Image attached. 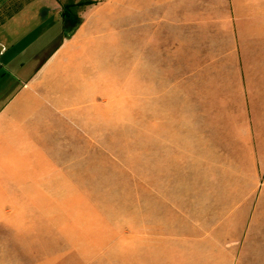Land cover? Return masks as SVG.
I'll return each mask as SVG.
<instances>
[{
	"label": "crops",
	"instance_id": "1",
	"mask_svg": "<svg viewBox=\"0 0 264 264\" xmlns=\"http://www.w3.org/2000/svg\"><path fill=\"white\" fill-rule=\"evenodd\" d=\"M17 1L0 0V142L13 147L48 129L57 160L66 159L61 155L89 127L94 102L107 91L102 81L92 83L90 93L87 86L77 91V82L92 79L89 54L99 56L106 37L113 46H128L123 34L130 32L134 76L138 71L139 84L148 67L150 110L164 113L159 138L180 144L181 158L196 152L201 161H216L214 171H220L214 176L231 171L218 162L254 160L258 169L257 160L264 159V0H124L121 12L115 0H101L77 13L80 22L72 32L62 20L67 1ZM32 2L37 8L25 14ZM142 36L148 44H138V55ZM220 201L201 202L204 215L152 218L147 236L133 234L139 248L133 264H156L154 256L164 249L161 264H232L228 251L221 262L213 235L203 241L220 223L211 212L223 207ZM168 226L173 242L152 243L165 237L160 234ZM142 248L148 258L142 259Z\"/></svg>",
	"mask_w": 264,
	"mask_h": 264
},
{
	"label": "rangeland",
	"instance_id": "2",
	"mask_svg": "<svg viewBox=\"0 0 264 264\" xmlns=\"http://www.w3.org/2000/svg\"><path fill=\"white\" fill-rule=\"evenodd\" d=\"M65 1L83 2L78 13L101 0ZM113 3L121 12L124 0ZM37 4L26 5L25 14ZM124 36L130 38L128 46L122 41L113 46L106 37L102 53L89 54L92 79L86 85L77 82V91L87 86L90 93L92 83L94 87L100 81L108 84L107 91L94 102L89 127L61 155L66 159L57 160L48 129L40 138L30 134L13 147L0 142V264H125V254L133 264L139 255L133 234L147 236L152 218L171 220L187 212L204 215L200 203L215 200H221L223 207L212 208V218L221 220L203 241L214 236L221 262L228 251L232 264H264V159L257 160L258 169L254 160L218 162L230 165L231 171L214 176L220 171H214L216 161H201L196 152L181 158L180 144L171 137L167 144L159 138L164 113L151 112L148 67L142 69L138 84L132 34ZM147 38L137 40V53L138 44H148ZM44 174L54 177L40 178ZM220 185L235 191L221 190ZM163 230L169 231L152 243L173 242L168 235L171 227ZM143 253L142 248V259L150 256ZM159 253L153 255L156 264L165 259V249Z\"/></svg>",
	"mask_w": 264,
	"mask_h": 264
},
{
	"label": "trees",
	"instance_id": "3",
	"mask_svg": "<svg viewBox=\"0 0 264 264\" xmlns=\"http://www.w3.org/2000/svg\"><path fill=\"white\" fill-rule=\"evenodd\" d=\"M81 5H83V2H66L62 5V20L64 26L67 27L70 32H72L80 22L76 8Z\"/></svg>",
	"mask_w": 264,
	"mask_h": 264
}]
</instances>
